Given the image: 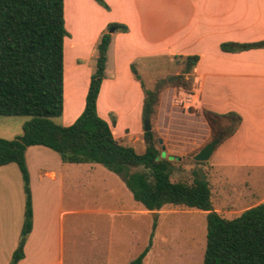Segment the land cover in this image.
<instances>
[{"label": "crops", "instance_id": "crops-1", "mask_svg": "<svg viewBox=\"0 0 264 264\" xmlns=\"http://www.w3.org/2000/svg\"><path fill=\"white\" fill-rule=\"evenodd\" d=\"M104 1L108 8L95 0H64L68 34L63 42V110L57 123L71 124L84 109L101 33L111 22L125 25L126 31L111 32L96 102L99 116L109 122L110 115L114 117V123H109L113 136L123 144L143 140L145 149L144 88L152 90L164 76L153 70L170 66L175 57L196 54L198 60L191 71L183 69L192 86V107L175 104V110L165 105L164 89L155 105L157 117L168 120L166 129L177 142L174 145L188 142L186 147L200 149L211 140L204 110L238 113L241 122L237 129L218 142L207 160L212 208L230 219L264 202V47L238 51L220 47L225 42L264 40V0ZM143 74L150 77L153 88H147ZM14 120L0 119V137L13 138L21 133L25 120ZM197 120L202 124V134L192 142L189 133L196 129L187 123ZM25 162L32 226L23 240L24 255L16 264H65L67 215L82 211L75 203L80 195L81 204L84 176L95 177L100 163L63 162L55 151L40 144L26 148ZM235 178L242 181L239 187L224 183ZM110 184L114 191L116 187L118 192H126L118 174ZM24 212L25 193L18 165H0V264H9L21 242ZM99 254L94 264H102L105 256ZM105 261L108 264L110 257Z\"/></svg>", "mask_w": 264, "mask_h": 264}, {"label": "trees", "instance_id": "trees-1", "mask_svg": "<svg viewBox=\"0 0 264 264\" xmlns=\"http://www.w3.org/2000/svg\"><path fill=\"white\" fill-rule=\"evenodd\" d=\"M108 8L104 0H95ZM126 31L125 25L111 22L96 44L95 68L78 117L68 125L54 119L63 110V42L68 34L64 22V0H0V116H29L22 131L13 138L0 137V165H18L25 193L21 239L32 226V196L25 150L40 144L54 150L63 162L100 163L118 174L133 198L147 210L163 205H184L206 213V240L202 264H264V202L249 207L234 218H224L212 208L206 179L191 183L170 180V161L158 148L160 138L152 128L144 131L145 150L138 153L112 134L110 124L97 112V97L104 77L106 51L111 40L108 28ZM224 51L264 47V40L225 42ZM198 55L184 57L189 73ZM136 78L137 72L133 69ZM186 73L159 78L152 90L144 88L142 118L155 112L159 92L168 84H184ZM211 140L221 133L222 142L241 122L233 111L204 110ZM218 143V144H219ZM155 226V225H154ZM154 229V228H153ZM23 241L12 253L9 264L23 257ZM146 246L129 264H142Z\"/></svg>", "mask_w": 264, "mask_h": 264}, {"label": "rangeland", "instance_id": "rangeland-1", "mask_svg": "<svg viewBox=\"0 0 264 264\" xmlns=\"http://www.w3.org/2000/svg\"><path fill=\"white\" fill-rule=\"evenodd\" d=\"M66 52L68 54V47ZM184 64V58L175 57L170 66L159 68L161 71H153L163 73V77L183 73ZM143 75L147 88H153L150 77ZM190 84L188 76L185 75L184 84H168L163 87L162 90L167 89L163 97L165 105H171L170 107L176 110L174 95L179 89L189 91L192 87ZM7 118L13 119L15 123L17 120L14 119L28 120L29 116H0L3 120ZM58 118L60 119L57 117L54 120L57 122ZM149 119L156 137L160 138L158 148L164 151L163 156L171 163L170 180L191 183L195 177L208 178L207 160L193 159L199 149L186 147L188 142L183 146L174 145L177 142H174L171 133L166 129L168 120L158 119L156 110ZM105 120L108 123L115 121L111 115L110 122ZM187 124L196 129L194 134L189 133V141H198L202 134V124L198 120ZM142 141L133 145L124 144L142 153L145 150ZM99 167L95 177L84 176L81 204L80 195L75 203L77 209L82 211L67 215L65 264H94L95 256L99 253L105 256L102 264H106L108 257V264H129L145 246H148V251L142 264H202L207 225L205 211L173 204L163 205L159 210H144L142 206H137L140 204L128 188L125 193L118 192L116 187L115 191L112 189L110 182L116 177L115 172L102 164ZM224 183L230 187H239L242 181L235 178L231 182L225 180ZM117 208L125 211L112 210Z\"/></svg>", "mask_w": 264, "mask_h": 264}, {"label": "water", "instance_id": "water-1", "mask_svg": "<svg viewBox=\"0 0 264 264\" xmlns=\"http://www.w3.org/2000/svg\"><path fill=\"white\" fill-rule=\"evenodd\" d=\"M115 30V27H110L108 28V32H113ZM144 131L150 130L151 129V124H150V119L145 118L144 119ZM221 133L217 135L214 139L210 140L209 142L205 143L199 151L193 156V159L196 161H206L210 157L211 153L213 152L215 146L218 144V142L221 139ZM164 154V151H163ZM24 239H21V242Z\"/></svg>", "mask_w": 264, "mask_h": 264}, {"label": "built area", "instance_id": "built-area-1", "mask_svg": "<svg viewBox=\"0 0 264 264\" xmlns=\"http://www.w3.org/2000/svg\"><path fill=\"white\" fill-rule=\"evenodd\" d=\"M192 91L178 90L174 95V102L177 106L182 108H189L193 105Z\"/></svg>", "mask_w": 264, "mask_h": 264}]
</instances>
